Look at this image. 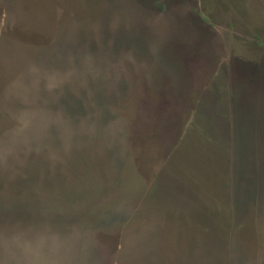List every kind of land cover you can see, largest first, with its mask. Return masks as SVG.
I'll list each match as a JSON object with an SVG mask.
<instances>
[{
	"label": "rangeland",
	"instance_id": "rangeland-1",
	"mask_svg": "<svg viewBox=\"0 0 264 264\" xmlns=\"http://www.w3.org/2000/svg\"><path fill=\"white\" fill-rule=\"evenodd\" d=\"M114 1L3 0L14 21L0 56V264H264V104L245 101L251 87L264 99V73L258 74L264 71V23L237 28L236 45L253 56L247 61L239 55L236 62L228 55L227 32L202 25L204 35L219 39L212 43L209 35L203 45L222 56L227 67L220 77L213 76L215 67L207 71V59L201 65L192 54L178 55L179 66H205L193 75V86L210 74L227 89L220 112L241 119H227L229 137L218 129L204 146L201 136L183 137L184 123L173 127L168 120L175 97L170 75L162 74L157 89L139 92L154 74H144L143 58L127 52H143L136 42L142 26L164 32L162 21H146L140 0ZM239 1L252 8L251 18L264 16V0ZM201 6L209 22L212 1ZM174 28L179 31L170 34L182 31ZM26 29L34 40L25 46L20 33ZM183 31L196 40V32ZM40 34L44 46L36 41ZM153 34L151 44L164 49L166 34ZM42 46L55 56L29 58L35 71L26 74V47ZM60 50H66L64 62ZM67 51L76 52L75 90ZM202 88L197 92L203 95ZM193 108L176 109L189 127ZM218 108L209 107L217 123ZM205 116L197 118L210 125ZM248 118L259 136L234 137L233 131L247 129ZM221 141L226 148L220 156L212 147L218 150ZM8 242L11 263L3 248Z\"/></svg>",
	"mask_w": 264,
	"mask_h": 264
},
{
	"label": "flooded vegetation",
	"instance_id": "flooded-vegetation-1",
	"mask_svg": "<svg viewBox=\"0 0 264 264\" xmlns=\"http://www.w3.org/2000/svg\"><path fill=\"white\" fill-rule=\"evenodd\" d=\"M117 0L114 1V4L116 3ZM213 7L211 8V10H208V14L212 12L211 17H208L209 22H203L204 19L202 18V14L205 12L204 9L202 8L201 4H202V0H140V5L139 7L142 8V10H145L146 13H148V20L146 21H162V25L165 26V31H162V27H156L153 28L152 30L148 31V27L147 26H142V30L140 31V35L139 37H137L136 42L138 43L137 48L138 50L143 49L144 51H137V52H127L129 55L131 54H136L139 55L140 57L143 58L145 63H142L141 66L144 68L145 73L150 72L151 74H154L153 80L147 85V86H142L141 88L138 87L139 92L141 95H144L146 93V89L150 90V89H157V83L158 80H160L162 78V74H166L170 75V80L172 85L174 86V90L175 93H173L174 97V101L170 102V104L174 107V111L171 113L170 117L168 118V120L173 123L172 126L175 127L176 123L180 124V122L184 123V127L182 128L184 135L183 137H188V136H203L202 135V130H200L199 128V124H201V120L198 119V114L199 115H203L205 116L207 119V121L212 122L211 124L214 126H218L220 128V133L222 134V136L224 137L225 135H227L229 137V133L227 129H223L226 128V121H229L231 119H229L226 113V109H223V112L221 111V107L225 105V101L226 99L224 97H221L220 95H224V92H227V89L225 87L222 88V90L224 92H222L221 87H218L220 84L214 81H210V79L208 78L210 74L207 73L206 78L207 81L206 82H201L199 84H197L196 86H193L195 84L192 83L193 79V75L194 74H198L203 72V68L205 66H198L196 64H201V65H206L205 62L203 63V61H205V59H207V71L211 72V70L215 67V69L213 70V76L214 74H218V77L221 76V73L223 72L221 70L224 69L227 66H224L222 63V56H220V54H216V50L214 48H208L205 50L203 43L205 42V37H209L212 40V43L214 41H219L218 38H216L213 36V33L210 34L207 33L206 35H204V26L202 25H206L207 27H210V31L215 32V33H221V28H223L225 30L224 33L225 35L227 34L228 38H227V42H230L231 45H229V49H228V55L229 58L234 57L233 60L234 62L235 59H238L239 55H244L245 58H248L247 61H250V59H252L253 53L251 51V49H247V50H242L241 46L242 45H236L235 42V37H237V28L240 27L241 29L243 27H245L246 25H252L253 21H262L264 23V16L260 17V18H251L253 16L252 13V8L251 7H247V5L241 6L240 5V1L239 0H211ZM253 1V0H252ZM199 2V4L197 3ZM226 2V5L225 4ZM196 3L198 5H196ZM222 4L224 5V7L222 6ZM253 4V2H252ZM200 5V6H199ZM255 5V3H254ZM262 8H264V6H262ZM12 7L11 5H6L3 0H0V56L2 55L3 50L1 49L2 47V43L4 40H6V38L8 37V28L10 26H13V21L14 18L12 16ZM262 10V9H261ZM120 14V13H119ZM206 14V12L204 13ZM264 14V12H263ZM210 16V15H208ZM227 16L230 19H227ZM139 18V17H138ZM30 18H24L22 19V21H24L25 23H27V21H30ZM223 20V21H222ZM16 21V19H15ZM41 21V20H40ZM141 21V20H140ZM219 23H222V26L219 25ZM161 24V23H160ZM264 25V24H263ZM4 26V31L2 30ZM176 26H182L180 32L178 28H174ZM187 26L188 29H190L191 31L196 32L195 36H196V40L194 39H188V35L185 31H183V27ZM178 30L175 33H171V30ZM154 30V31H153ZM29 32L27 29L26 31L24 30L23 33H20L22 36V40L25 44V46L27 45V42H32L34 40V37L29 35ZM183 32V33H182ZM153 33L156 34H160V33H165V47L162 50H158L153 44H151V42H155V40L152 39V35H155ZM177 37V40L173 43L172 38L173 36ZM185 34L187 36V38H185ZM157 37H162V35H156ZM223 36V35H222ZM224 37V36H223ZM248 38V37H247ZM2 41V42H1ZM36 41H38V43H41L40 45L44 46V43L46 42L44 40V36L42 34H40ZM264 43V39L262 41ZM36 50V51H31L30 49H25V57H26V65L23 67L24 71L26 74L30 75V72H34L35 69L32 66V64H30V60L29 58H34L35 56L38 57L39 61L44 60L45 56L47 55H54L56 54L55 51H49V50H45L44 48ZM214 47V44H213ZM39 48V47H37ZM156 48V49H155ZM158 50V51H157ZM59 54L57 55V57L64 62L65 58H66V50H60L58 51ZM187 53L186 55H194L197 58V62L196 64H194V67L189 70L188 67H185V65H181L179 66L177 63V58L178 55L181 53ZM67 53L69 54L68 57V61H72L73 63H71L70 65H72L73 67H69L70 69V73H72V76L70 75L69 77V84L72 85L73 90H75L76 88V69L74 66H76V61H74L75 58V54L76 52H69L67 51ZM126 53V52H125ZM227 55V57H228ZM69 61V63H70ZM43 62V61H42ZM41 62V63H42ZM214 65H211V64ZM168 64V65H167ZM213 67V68H212ZM44 66H42L39 69H37L36 71H39V74H44L45 71ZM127 67L125 66H118V70L119 73H125L126 72ZM134 72H136V70H134ZM224 73V72H223ZM264 71L261 69L258 74H262L263 75ZM191 75V76H190ZM208 76V77H207ZM211 76V75H210ZM217 76V75H216ZM215 76V77H216ZM88 79H90V76H88ZM219 79V78H218ZM40 81H44V77H39ZM59 80V79H58ZM252 81V80H251ZM253 82V81H252ZM201 87V90H204V94H200L197 92V90ZM161 89V88H160ZM193 89V90H192ZM219 89V91H218ZM255 89H258L257 87ZM193 91V93H191V91ZM232 88L231 86L228 87V92H231ZM236 91V90H235ZM249 96L248 98L245 100L247 104H249L251 101H256L259 104H264V99H258L260 97H262V95H258V93L256 91H253V88H249L248 90ZM191 94H192V98H191ZM202 95V96H201ZM75 102V101H73ZM202 103V107H205L203 112H201L199 110L200 105L199 104ZM45 104V102L43 103V105ZM224 104V105H223ZM47 105H51V102L48 103ZM215 105H218V109L216 110V116H219L218 119V123L215 117H210L213 116V114H210L211 109H209V107H214ZM185 106H194L193 110V124L191 127L187 126L186 123V118L184 119L183 117H180L178 115V112L176 111V109L178 107H185ZM198 108V109H197ZM205 111V112H204ZM251 113L249 114L250 117H252L253 113H254V109L250 110ZM180 113V112H179ZM182 114V113H181ZM226 115V116H225ZM264 115V114H263ZM215 116V115H214ZM234 116V115H233ZM229 119V120H227ZM238 120H241L239 117L234 118L233 120H231L232 122H236ZM249 119V118H248ZM262 121L264 122V119L261 118ZM216 120V121H215ZM203 121V120H202ZM245 123H247V129L245 128L243 129H239L238 131L235 130L233 131V136H240L242 138H246L247 140L249 138L252 137H258L260 130H257L252 128V125L250 126V123L252 122V119H245L244 120ZM253 125L255 124L256 126L258 124H256V121H254L252 123ZM186 125V126H185ZM245 126V125H244ZM194 127V128H192ZM263 128V127H261ZM180 131V130H179ZM219 130H215V133L218 135ZM215 134V135H216ZM206 135V134H205ZM219 136V135H218ZM252 144V143H250ZM249 147L246 146V148H251L252 146L248 145ZM226 147H223L221 149H225ZM184 150V149H183ZM219 153V151H218ZM220 154L225 155V153H223V150L220 152ZM180 153L177 154V156H179ZM232 160V159H230ZM227 161V160H226ZM1 245V244H0ZM3 248H8V252H7V257H8V263H11L12 260V246L10 245V243H6L5 245H3Z\"/></svg>",
	"mask_w": 264,
	"mask_h": 264
},
{
	"label": "trees",
	"instance_id": "trees-1",
	"mask_svg": "<svg viewBox=\"0 0 264 264\" xmlns=\"http://www.w3.org/2000/svg\"><path fill=\"white\" fill-rule=\"evenodd\" d=\"M78 82H79V80H78ZM78 88V87H77ZM218 119V118H217ZM202 121V120H201ZM201 124V129H202V135L203 136H201V138L199 139V141H200V144L201 145H204L205 146V141L204 140H206V137H208V136H212V135H215L216 133H215V130L217 129H219L220 130V128L218 127V126H216V125H212V124H210V125H208L206 122H200ZM192 128H194V127H192ZM223 129H226V128H223ZM206 134V135H205ZM216 137H218V135L216 134L215 135ZM203 140V141H202ZM208 141V140H207ZM222 142V141H221ZM224 141L221 143V145H222V147H218L219 149L217 150L216 148H214V147H212V146H209V145H211V144H209L208 142H206V144L208 145L207 147H212L217 153H218V151H219V153L223 150V149H221V148H223L224 146ZM222 154H220V156H221Z\"/></svg>",
	"mask_w": 264,
	"mask_h": 264
},
{
	"label": "water",
	"instance_id": "water-1",
	"mask_svg": "<svg viewBox=\"0 0 264 264\" xmlns=\"http://www.w3.org/2000/svg\"><path fill=\"white\" fill-rule=\"evenodd\" d=\"M133 102V101H132ZM130 104H133V105H137V103H130ZM137 118H138V113H136L135 114V119H134V121L136 122L137 121ZM109 122V121H108ZM105 126H107V125H105ZM90 127H91V125H90ZM90 127L88 126V129L90 130V134L91 133H93V131H95V125L93 124V126L91 127V129H90ZM60 130H62L61 128H60ZM77 130V129H76ZM105 132H106V135H107V138L109 139V138H111V136H109L108 135V131H107V129L105 128ZM75 133H77V131H75L74 132V134ZM59 134H61V133H59ZM95 134H92V136H94ZM59 138H60V142H63V139H62V136L61 135H59ZM111 139H113V138H111ZM114 140V139H113ZM61 148H63L64 149V145H62V143H61V145H59Z\"/></svg>",
	"mask_w": 264,
	"mask_h": 264
},
{
	"label": "bare ground",
	"instance_id": "bare-ground-1",
	"mask_svg": "<svg viewBox=\"0 0 264 264\" xmlns=\"http://www.w3.org/2000/svg\"><path fill=\"white\" fill-rule=\"evenodd\" d=\"M121 156V155H120ZM85 171H87V169L85 170ZM115 194V193H114ZM79 197V196H78ZM83 197V196H82ZM85 197H87V196H85ZM115 197V196H114ZM73 198V197H72ZM77 198V197H76ZM78 199V198H77ZM86 199V198H85ZM93 199V198H92ZM95 199V198H94ZM73 201V200H72ZM78 201V200H77ZM84 201H86V200H84ZM92 201V200H91ZM54 202H55V199H54ZM78 204V203H77ZM86 204V203H85ZM62 209H63V207H62ZM65 209V208H64ZM91 209V208H90ZM54 210H56V209H54ZM53 211V210H52ZM59 211V210H58ZM92 215V214H91ZM84 225V224H83Z\"/></svg>",
	"mask_w": 264,
	"mask_h": 264
}]
</instances>
